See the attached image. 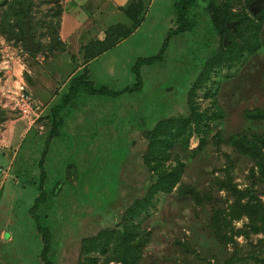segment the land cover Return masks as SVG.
<instances>
[{"label": "rangeland", "instance_id": "rangeland-1", "mask_svg": "<svg viewBox=\"0 0 264 264\" xmlns=\"http://www.w3.org/2000/svg\"><path fill=\"white\" fill-rule=\"evenodd\" d=\"M9 1L0 0V30L17 19L7 16ZM176 1L143 7L136 32L118 36L115 44L123 43L104 56L114 68L107 70L100 60L94 66L101 67L99 74L86 72V80L114 91L131 87L136 58L156 55L175 28ZM251 1L217 0L228 2L230 16L253 19ZM59 2H31L27 15L41 45L38 53L49 54L51 42L60 51L73 49L58 40ZM200 6L194 28L169 37L161 59L140 67L139 90L117 96L79 91L66 102L68 75L30 115L21 114L13 97L19 81L26 88L33 75L21 68L23 42L0 31V264H44L37 222L29 213L40 182L46 199L35 216L51 230L52 264H122L112 258L117 256L111 244L105 253L92 250L91 260L85 259L82 243L101 230L116 229L127 206L163 173L175 175L176 183L157 192L133 219L135 234L146 242L140 264H264V143L256 138L264 135V20L257 24L259 41L252 52L230 56L228 40L220 43L210 27L204 0ZM56 107L61 124L54 129ZM214 112L221 116L206 119ZM166 117L179 123L164 128L165 122H158ZM157 124L154 141L163 145L169 138L171 146L154 172V161L150 167L142 162L151 138L147 133ZM14 125L19 129L10 142ZM242 134L256 139L241 141Z\"/></svg>", "mask_w": 264, "mask_h": 264}, {"label": "trees", "instance_id": "trees-1", "mask_svg": "<svg viewBox=\"0 0 264 264\" xmlns=\"http://www.w3.org/2000/svg\"><path fill=\"white\" fill-rule=\"evenodd\" d=\"M203 0H177L174 4V22L176 24L175 28H173L171 31H169L165 39L162 43V47L159 49V52L156 55L148 56V57H138L130 67L131 72L134 75V83L131 87H124L121 91H114L111 88L107 86H101V87H95L92 85V83L89 80H86V76L88 73V70L85 69L84 72L78 76H75L70 80L69 83V92L67 93L65 100L71 99L73 96H75L79 91H84L89 95H108V96H117L121 92H131L133 90H139L141 88V74H140V67L144 64H150L156 60L161 59V53L162 49L166 47L167 40L169 37H171L174 34L183 33L185 31L192 30L195 25L196 17L195 13L197 10L201 8V2ZM205 1V12L209 15L210 19V27L211 29L219 35L220 43L224 41V38H227V42L225 44L226 49H228L229 52H227L230 56L238 57L241 56L242 53H251L252 48H255V45L253 47V43L256 41H259V35L257 34L258 27L257 24L259 22L261 23L264 20V8H262L257 13H252L249 9V6L247 4V8L249 9L250 15L253 17V19H258L257 22H254L253 19L247 18L245 15L238 16V17H232L229 15L228 6L224 2L219 4L217 0H204ZM32 0H12L9 2H6V13L7 16L15 15L17 19L15 20L12 25H7L1 28V33L3 35H11L13 33H16L18 29L24 28V21L28 18V24L30 21V18L28 17L27 13L30 8V5ZM249 2V1H248ZM252 2V1H251ZM226 6V7H225ZM143 8L142 0H134V2L131 3V6L128 7L125 10L126 15L132 19V23L130 26H127L125 24H116L117 26L113 27L115 31L109 32L107 34V37L104 41H90L88 45L85 47V52L87 57L94 56L96 54H99L105 50L113 48L117 42L118 36L126 37L128 36L134 28H137L141 22L143 21V17H139V12H141ZM58 13L59 10L57 11ZM233 20H236L235 28H227L226 23L231 22ZM252 22H254V26L252 25ZM12 26L14 29L12 30ZM29 27L31 25L29 24ZM31 29V28H30ZM50 30V29H49ZM118 38V39H117ZM97 45V48L94 50H90L91 47ZM252 44V45H251ZM224 45V44H223ZM219 46H222L220 44ZM32 54L34 52H31ZM243 55V54H242ZM241 58V57H240ZM238 58V59H240ZM87 72V73H86ZM57 108V109H56ZM54 109L55 112V118L58 117L53 121L54 129L58 128V126L61 124L59 119H61L60 114V107H56ZM193 113L198 114L197 111H195V107L193 108ZM58 114V115H56ZM220 113H211L210 116H207L206 119H212L214 120L215 116ZM264 115V114H263ZM221 116V115H220ZM258 116V115H257ZM264 117V116H263ZM202 119V117H199ZM215 118V119H217ZM165 122L163 124L164 128H167V123H179L177 119H171L169 117H166V119L160 120L158 122ZM181 123V121H180ZM157 124V125H158ZM154 128V130L150 134V143L145 151V155L143 158V162L147 167H150L154 161V165L152 166V169L154 172L158 171L157 168V161L158 158L161 156V154H164L165 148L168 146H171V139H167V141H163V145L159 144L160 142L154 141V134L157 133L159 125ZM184 127V126H183ZM53 129V131H55ZM55 135V133H53ZM56 136V135H55ZM234 137V136H233ZM240 140L244 142H251L254 139L261 140L264 143V135L258 136L254 139L248 140L249 135L242 134ZM233 142H236V139L234 137ZM245 152H248L246 149H244ZM150 170V168H149ZM44 177V173H41ZM177 178L172 173H163L159 176L155 177V181L151 183L145 190V193L135 198L130 205L127 206L125 209V212L123 214V222L116 227V229H105L98 232L95 236H92L86 240L83 241L82 247H81V254L85 255V259L91 260V257L89 256L91 251H98L100 253H105L107 251V247L109 244L113 246L112 251L115 254V257H112L116 260H119L122 264H140L139 259L141 258V249L145 245V241L142 239V235L137 232L135 234L134 230L135 228L138 229V226L133 225V219H136L139 217L140 213L143 211L145 207H147L154 195L157 192L160 191H168L171 190V188L176 183ZM61 184H57L55 186V189L52 191V194L56 193V190ZM37 189L36 187H34ZM235 190V189H234ZM38 195L35 198L34 204L29 209V213L33 216V218L36 220L37 224V230L41 236V251H40V259L44 264H52V260H50V239H51V230L44 226L43 224H40L37 220V217L35 216V211L38 209V206L41 204H44L43 201L46 199L45 193L42 191V184L41 182L38 185ZM237 195V198L240 196L237 193H234ZM246 206V204L242 205ZM119 227V228H118ZM121 228H124L123 231H120ZM134 232V234H133ZM137 236H140V239L138 238L137 243H135V239ZM185 248L187 249L186 245ZM188 250V249H187ZM79 264H84L82 261L79 262Z\"/></svg>", "mask_w": 264, "mask_h": 264}, {"label": "crops", "instance_id": "crops-1", "mask_svg": "<svg viewBox=\"0 0 264 264\" xmlns=\"http://www.w3.org/2000/svg\"><path fill=\"white\" fill-rule=\"evenodd\" d=\"M60 1V2H59ZM56 7L62 8L60 11V27L57 28L58 40L61 44L68 47L69 42L72 43V48L69 50L60 51L57 48V43H50L49 54L44 55L38 52L25 51L20 58L23 60L22 69L25 66L31 72L30 78L26 82V88L32 95L34 94L36 100V107L40 111L42 103H47L48 99L56 89L54 87L63 86L64 81L68 75L70 79L82 74L85 69L90 72L91 76L99 74V69H96L95 64L102 60V64L107 70L114 68L113 60L105 58L112 49H115L119 44L125 40L119 41L113 48L105 50L94 56L87 57L85 52V45L90 40L102 41L105 36V31L111 25L125 24L130 26L132 19H130L125 10L131 6L134 0H59ZM155 0H142L144 9L154 3ZM121 15V16H120ZM120 16V18L118 17ZM126 17V18H125ZM129 36H132L136 30ZM50 31L54 29L49 26ZM36 39L35 33L30 29ZM96 36V39L93 37ZM106 39V38H105ZM69 40V41H68ZM39 44L40 49V43ZM97 45L91 47V51L96 49ZM38 49V50H39ZM83 49V50H82ZM70 51V52H69ZM108 84V82H106ZM69 86V85H68ZM108 87V86H107ZM53 90V91H52ZM49 95V98H45ZM12 131L8 133V140L11 142L15 131H18L19 125L12 126ZM13 135V136H12Z\"/></svg>", "mask_w": 264, "mask_h": 264}, {"label": "water", "instance_id": "water-1", "mask_svg": "<svg viewBox=\"0 0 264 264\" xmlns=\"http://www.w3.org/2000/svg\"><path fill=\"white\" fill-rule=\"evenodd\" d=\"M59 0H49V2L56 3ZM264 7V0H253L249 4V9L252 13L259 12ZM236 25V21H231L226 23L227 28L234 29ZM10 38L17 39L19 41L23 42L25 51L28 52H37L39 49V44L34 39L33 33L30 31V27L28 24V18L24 21V28L20 29L17 33L9 35ZM227 41V38H224V43ZM186 247L189 249V251H193V248L186 244Z\"/></svg>", "mask_w": 264, "mask_h": 264}, {"label": "built area", "instance_id": "built-area-1", "mask_svg": "<svg viewBox=\"0 0 264 264\" xmlns=\"http://www.w3.org/2000/svg\"><path fill=\"white\" fill-rule=\"evenodd\" d=\"M24 87V83L19 81L18 85L16 86V95H13V97L16 101V108L22 112L21 114L30 115V112L36 109V103L34 102L31 93L27 90V88ZM36 115L37 113L34 114V117H37Z\"/></svg>", "mask_w": 264, "mask_h": 264}, {"label": "flooded vegetation", "instance_id": "flooded-vegetation-1", "mask_svg": "<svg viewBox=\"0 0 264 264\" xmlns=\"http://www.w3.org/2000/svg\"><path fill=\"white\" fill-rule=\"evenodd\" d=\"M20 29H18L17 31H16V33L19 31Z\"/></svg>", "mask_w": 264, "mask_h": 264}, {"label": "clouds", "instance_id": "clouds-1", "mask_svg": "<svg viewBox=\"0 0 264 264\" xmlns=\"http://www.w3.org/2000/svg\"><path fill=\"white\" fill-rule=\"evenodd\" d=\"M35 103H36V101H35Z\"/></svg>", "mask_w": 264, "mask_h": 264}]
</instances>
